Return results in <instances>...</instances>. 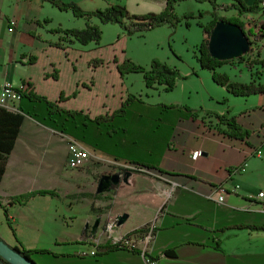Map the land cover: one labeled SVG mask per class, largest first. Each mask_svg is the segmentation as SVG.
I'll use <instances>...</instances> for the list:
<instances>
[{"label": "crops", "instance_id": "0c3cea01", "mask_svg": "<svg viewBox=\"0 0 264 264\" xmlns=\"http://www.w3.org/2000/svg\"><path fill=\"white\" fill-rule=\"evenodd\" d=\"M7 1V8L0 10V83L30 82L38 95L75 112L76 125L70 116V129L92 156L84 168H70L68 134L49 126L48 120L25 114L0 182V200L8 208V225L15 227V237L24 246L53 252L34 253V260L149 264L151 256L157 264H264V230L233 227L264 226L261 202L254 198L264 192V153L256 154L264 143V94L234 96L216 83L219 88L205 86V94L192 103L188 97L178 101L174 96L162 101V92L159 98L151 88L143 97L127 77L120 78L104 64L92 66L94 58L107 60L108 54L99 48L78 42L55 45L59 34L51 31L56 28L50 24L53 17L44 13L48 2ZM143 3L142 9L130 12H161L165 6L164 0ZM254 17L264 20L262 14ZM79 23L77 28L86 24ZM263 44L257 43L260 54ZM199 78L204 84L202 73ZM129 94L142 101L133 100L118 113L113 124L120 130L110 134L108 118ZM162 102L177 107L161 108ZM32 104L24 99L18 110H7L21 112V106L30 109ZM183 106L218 114L231 111L250 135L230 138L219 131L215 117L194 118ZM37 112L40 119L47 115L44 101L37 103ZM195 150H202L197 159L192 158ZM112 162L128 167L121 169L122 178L111 189L106 184L101 190L102 176ZM41 190L53 193L10 204L16 196ZM150 228L153 238L147 242ZM138 229H144L138 253H102L98 248ZM5 231L8 234L0 232V237L16 246L9 229ZM167 249L175 255H163Z\"/></svg>", "mask_w": 264, "mask_h": 264}, {"label": "trees", "instance_id": "16d2710c", "mask_svg": "<svg viewBox=\"0 0 264 264\" xmlns=\"http://www.w3.org/2000/svg\"><path fill=\"white\" fill-rule=\"evenodd\" d=\"M44 2L50 3L52 6L58 8L60 11H71L75 17L84 18L86 24L83 28H62L57 27L51 31L59 34V40L55 43L57 46H63V43H80L81 45H88L90 43L99 44L102 39V28L99 24L93 23V19L96 17L102 24L116 23L121 26L125 34L128 36H133L135 34H144L154 28L170 25L173 29L176 28L177 24L183 19L179 17L176 13V6L186 0H164L165 6L161 12H147L142 14L131 13L126 4L122 2L112 3L104 9H96L93 11H87L81 8L75 2H66L63 0H42ZM199 3L209 2L213 6L212 19L208 23H199L203 28L204 38L201 44L198 46L199 54L197 55V60L200 63L201 68L209 70L212 73V78L215 83L221 85L227 89L229 93L234 96L248 97L256 94H264V72L260 74L259 69L264 71V59L261 58L260 49L255 53L254 45L258 42L264 40V20L255 19L254 15L264 14V0H255L252 4H247L244 0H232L229 5L222 6L218 4V0H194ZM219 9L225 10H235L237 13L236 17H227L219 13ZM203 13L200 12V16ZM246 15H251L254 17V22L251 24L250 29L246 28L245 23L241 19ZM194 14L189 13L184 16L187 20V25H190L189 19L193 18ZM50 20V19H49ZM45 20V21H49ZM230 21L239 24L249 37L251 42V50L249 53L233 60H219L211 56L209 52V39L211 32L215 24L220 21ZM264 45V44H263ZM255 54V55H254ZM119 54L115 51L112 55L107 56V60L94 58L90 63L92 66L104 64L109 67V69L115 70L120 78H124L130 73H141L147 88H157L162 86L165 91H172L176 85L177 80L180 78V72L177 68L170 67L165 62L153 61L150 67H145L134 62L132 59L127 57H118ZM251 57H254L251 60ZM234 61L243 62L250 71L252 79L248 82H240L233 80L230 75L226 72H220L218 69L226 64L233 63ZM256 68V70H255ZM23 88L21 89V100L28 99L32 104L30 109H26L21 106V112H12L5 108L0 107V182L6 170V164L8 161V156L12 151L16 139L20 132V127L24 121L25 114L32 116L40 122H45L48 120L49 126L57 129L63 133L73 136V132L70 129L69 121L70 116L73 118V127L76 125L75 117L77 114L75 112L62 110L57 103H52L47 101L44 97L38 95L33 89L30 82L24 81L22 83ZM135 101H142L140 97L136 95L129 94L128 98L122 103L119 110H116L108 118L110 125V134L117 133L120 130L116 127L113 122L117 121L118 116L127 109V107ZM45 102L47 105V115L42 119L39 118L37 112V103ZM161 108L173 107L175 105H162L159 104ZM191 116L194 118L202 117L205 120L206 116H213L218 120L219 131L234 139H244L250 135V132L245 129L241 124L238 123L236 116H232L228 111L224 114H218L212 111H204L203 108H190L184 106ZM204 111V112H203ZM120 113V114H118ZM204 113V114H202ZM122 117V116H121ZM101 118H95L94 122H100ZM78 139V138H77ZM136 163V162H134ZM138 168H148L144 165L133 164ZM53 193V191H35L20 196L12 198L10 204L14 203H25L29 198L37 194H47ZM0 206L3 208L4 215L8 220V208L0 200ZM10 228L15 233L14 227L9 223ZM234 228L244 229L249 228L251 230H264V226L258 225H244L238 224L233 226ZM144 229H138L136 233H142ZM15 250L20 252L26 257H32L36 252L41 253H53L50 249H28L21 245L13 246ZM98 248L102 253H107L118 249H127L123 244L119 243H106L104 245H99ZM133 252H140L138 248L131 249ZM147 254V252H145ZM148 255V254H147ZM163 255L174 256L175 252L172 249H167L163 252ZM152 260L151 256H148ZM0 261L3 264H11L8 261L0 257Z\"/></svg>", "mask_w": 264, "mask_h": 264}, {"label": "rangeland", "instance_id": "374dc122", "mask_svg": "<svg viewBox=\"0 0 264 264\" xmlns=\"http://www.w3.org/2000/svg\"><path fill=\"white\" fill-rule=\"evenodd\" d=\"M66 2H75L81 8L87 11H93L96 9H104L112 3L122 2L126 3V6L132 10H140L142 6L145 5L143 2H156V0H63ZM7 0H0V10L7 8ZM219 5L226 6L229 5L232 0H218ZM144 7V6H143ZM147 9V8H144ZM130 11V10H129ZM213 11V6L209 2L199 3L194 0H186L180 2L176 6V13L179 17L183 19L179 22L175 29L170 25H163L154 28L144 34H135L133 36H128L125 34L124 30L119 24L107 23L102 24L96 17L92 20L93 23L99 24L102 28V39L99 44L90 43L91 46L97 47L98 52L102 51L107 53L108 56L112 55V52H116L120 57H127L132 59L134 62L143 65L145 67H150L152 62L157 60L160 62L167 63L170 67L177 68L180 72V78L177 80V85L172 91H165L162 86L152 89L155 95L159 97L160 92H162V97L160 100L164 101L165 97L174 96V99L182 101L188 97L187 101H197L200 95H204L206 92V87L216 86L209 70H204L200 67L197 60V55L199 54L198 46L201 44L204 34L203 28L199 23H208L212 19L211 12ZM200 12L203 13L200 16ZM44 13L46 15H51L53 21L50 24L53 27H61L66 29L77 28L80 25L79 22H86L84 18H78L73 15L71 11H60L58 8L47 3V8ZM193 13L194 17L190 18L188 21L190 25H187V20L184 19L186 14ZM219 13L227 17H236L237 13L235 10H225L219 9ZM139 14V13H135ZM142 14V13H140ZM264 17V14H262ZM245 25H250L255 21L254 17L251 15H246L241 17ZM61 25V26H59ZM255 53L261 47L257 44L254 45ZM255 55V54H254ZM262 59H264V48L263 53H261ZM254 57H251V60ZM256 70V68H255ZM205 71V72H203ZM220 72H226L230 75L233 80L248 83L251 80V74L247 66L243 62L234 61L233 63L226 64L218 69ZM260 74L264 71L259 69ZM205 83L199 78L201 75ZM111 75V74H110ZM131 81L133 89L137 91V94H143L145 97L146 86L143 85V75L141 73H130L125 76ZM116 86V83L114 84ZM225 88V87H223ZM226 89V88H225ZM227 90V89H226ZM151 91V90H150ZM136 93V92H135ZM134 95V94H133ZM189 103V102H188ZM162 105H167L166 102H162ZM193 108L192 106H189ZM184 108V106H183ZM201 108V107H199ZM198 109V108H197ZM121 162H112L107 168V171L103 176L113 177L116 174L120 175L122 178V165ZM87 168V167H86ZM139 171V170H138ZM102 176V177H103ZM109 189L115 184L111 179H109ZM0 223L4 224L3 228L0 226V232L6 233V229H9L11 235L17 240V245H21L22 242L15 237L14 232L11 230L10 225H8L6 217L4 215L3 209L0 207ZM3 225V224H1ZM4 227L6 229H4ZM15 228V227H14ZM15 233L17 230L15 229ZM136 233V232H135ZM4 239V238H3ZM5 240V239H4ZM6 241V240H5ZM7 242V241H6ZM23 245V244H22ZM24 246V245H23ZM28 248L27 246H24ZM28 249H48L44 247H29ZM37 253V252H36ZM34 259V255H32Z\"/></svg>", "mask_w": 264, "mask_h": 264}, {"label": "water", "instance_id": "95a60500", "mask_svg": "<svg viewBox=\"0 0 264 264\" xmlns=\"http://www.w3.org/2000/svg\"><path fill=\"white\" fill-rule=\"evenodd\" d=\"M251 42L243 28L234 22L220 20L218 21L210 35L209 52L212 57L219 60L237 59L251 50ZM109 179L115 184L120 181V175L113 177L103 176L100 189L108 184ZM126 179V178H125ZM124 179V180H125ZM126 216L119 217V224L125 220ZM0 257L11 264H38L32 257H26L13 246L6 243L0 237Z\"/></svg>", "mask_w": 264, "mask_h": 264}, {"label": "built area", "instance_id": "2783aa9c", "mask_svg": "<svg viewBox=\"0 0 264 264\" xmlns=\"http://www.w3.org/2000/svg\"><path fill=\"white\" fill-rule=\"evenodd\" d=\"M250 25H247L246 28H249ZM21 86H15L11 82L0 83V107L9 109V110H18L17 104L21 101ZM69 143V155H68V164L72 169H81L84 168L91 161V153L85 147L84 143L79 139L73 136H67ZM264 153V143L261 148L256 149L257 155H262ZM202 155V150H195L192 152V158L197 159ZM121 165V164H120ZM123 167H128L124 164ZM136 169H143L134 166ZM224 195L220 196V200H223ZM255 199L261 202V210L264 212V192L260 191L255 196ZM112 226H110L111 228ZM112 229V228H111ZM154 228H150L149 232L145 235V239L149 242L153 238ZM139 233H131L124 237L118 238L114 243L123 244L127 249H134L137 246V240L139 239ZM96 251H92L91 254L95 255ZM149 264H157L155 260L147 258Z\"/></svg>", "mask_w": 264, "mask_h": 264}]
</instances>
